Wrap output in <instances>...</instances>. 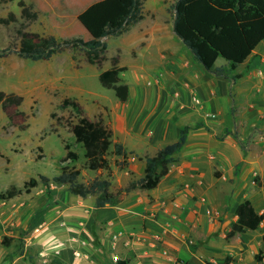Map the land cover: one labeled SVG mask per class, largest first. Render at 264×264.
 I'll use <instances>...</instances> for the list:
<instances>
[{"label": "rangeland", "instance_id": "1", "mask_svg": "<svg viewBox=\"0 0 264 264\" xmlns=\"http://www.w3.org/2000/svg\"><path fill=\"white\" fill-rule=\"evenodd\" d=\"M19 1L30 5L31 11L36 12L37 17L24 19L21 15V8L18 6ZM95 1L0 0V17L6 18L9 13L15 15V21L8 26L0 25V51L10 50L0 57V92L15 93L24 99L19 107L0 108V193L11 186L22 189L24 183L31 178L38 181L37 186L30 189L29 193H24L11 200H0V244L8 241L7 245H9L8 247L3 245L5 249L0 251V255L4 253L3 257L7 256L6 259L10 260L9 262L14 260L17 264H48L51 259L60 256V250L68 247L70 250L66 251L74 256V251L69 244H66L68 247L55 245L52 241L46 245L45 243L27 244L28 238L32 235L38 236L46 227V223L38 222L37 219H42L49 214L51 218L58 219L56 221L58 225L59 223L65 225L64 222H68V220L59 218L65 206L69 204L71 194L66 186L57 185L52 180L61 166L70 165L79 169L78 180L82 183L94 178L109 179L113 185L112 190L121 191V194L128 185L124 187L126 182L137 179L140 174L143 177L144 158L153 157L157 153L153 150L146 155H137L133 152L126 160L128 167L125 169L119 168L123 158L110 155L108 168L100 171L87 170L82 157L83 150L74 141L69 127V123L75 122L79 114L71 106L62 104L65 98L77 101L82 107V114L88 119H102L104 124L111 128L112 121L117 115L126 117L128 114L133 119L140 117H143L142 121L145 119L147 114L143 111L136 113L138 97L144 95L146 101L153 102L157 94L162 92L165 96V106H169V102L175 98L174 94L179 95L180 93L178 90H172L171 85H165L164 73L148 68L151 64L155 68L160 66V69L164 70L165 62L160 59V55H166V52L174 49L179 50L176 48L177 45L181 47L183 54L190 53L172 30L171 6L175 0H145L143 20L130 26L119 36L103 40L107 44V49L104 54L105 59L99 65L90 64L80 48L65 50L48 61L34 62L16 54L20 41L19 31L31 36L53 35L57 39L89 40V34L79 24L76 17ZM137 24L145 28L137 29ZM141 30H146L144 36L148 37L144 38ZM113 64L126 69L120 75L122 81L129 87V98L125 103H120L112 90L103 88L99 83V76L106 74ZM223 64L224 60L219 58L215 66ZM262 68L259 66L257 69L262 70ZM209 95L211 98H216L217 94L209 92ZM194 97L198 98L197 95L192 94L190 105L199 110L200 116L198 117H201L199 118L201 120L189 117L179 124L180 136L175 142H178L184 135L185 143L182 149L174 154V162L169 165V168L180 167L183 161L192 164L189 151L193 149L190 147L203 149L217 147V125L212 126V123L217 121V109L212 110L208 101L200 97L198 98L200 105L196 104L193 101ZM165 106L159 107L162 117L167 114ZM155 111L158 110L155 109ZM196 128H204L208 135L195 136L193 131ZM202 142L206 144L204 147L197 146ZM65 144L70 145L72 150L80 155L78 161L63 162L66 152ZM245 146L246 141L241 143L242 149ZM201 156L203 157L204 153ZM208 156L215 160L212 154ZM208 170L217 173L215 167L214 170ZM41 176L48 179V184L41 180ZM198 176L199 173H195L197 179ZM166 184H160L156 196H152L150 190L136 189V198L124 201L130 207L128 213L130 216L123 221L115 219L111 223L110 218L98 219L95 203L94 223L86 226L85 219L78 220V223L83 221L84 229L90 228L93 232L90 236L93 264H119L120 261L127 264H146L144 260L149 256L141 257L137 253L139 243L155 251L159 250L160 255L168 262L190 264L187 259L177 257L170 261V254L159 249L162 241L160 234L151 232L147 222L159 220V214L155 212L157 202L160 203V210H168V213L175 214L177 213L175 205L177 203L184 205L186 197L198 196L202 204L206 201L204 197H201L203 195L194 183L180 184L172 189H169ZM206 194L217 199V181L210 186ZM118 203L119 197L117 202L110 206H117ZM215 210L217 213V209ZM205 215L209 217L206 212ZM12 233L17 236L16 242L9 238ZM118 233L120 237L115 241L113 237ZM209 238H215L217 241L215 236ZM33 239L34 236L31 241ZM203 244L201 241L190 243L187 241L189 250L194 254ZM213 249L209 248V250ZM143 253H148V251L144 250ZM197 258L196 264H206V261L213 263L211 258L205 255L198 254ZM219 260L217 254V261Z\"/></svg>", "mask_w": 264, "mask_h": 264}, {"label": "crops", "instance_id": "2", "mask_svg": "<svg viewBox=\"0 0 264 264\" xmlns=\"http://www.w3.org/2000/svg\"><path fill=\"white\" fill-rule=\"evenodd\" d=\"M144 17L145 9L143 19ZM136 26L137 29L143 27L138 24ZM144 31L146 30H141L143 36ZM146 37L148 36L145 35L144 38ZM176 48L179 50L174 49L166 52V55H160V59L165 62L164 70L160 69V66L155 68L151 64L148 68L164 73L165 85H171L172 90H178L179 98H173L169 106H165V96L162 92L157 94L153 102L146 101L144 95L138 97L136 113L143 111L147 116L142 121L143 117L133 119L128 114L126 117L117 115L111 126L113 141L121 143L129 152H135L137 155H146L152 150L156 153L165 145L172 144L180 136L179 124L182 121L189 117L201 120L199 119L201 117H198L199 110L190 105V96L195 94L198 98L206 99L212 110L217 109V121L212 123V126L217 125V147L211 149L190 147L193 149L189 151L193 163L183 161L180 167L169 168L167 175L160 180L158 186L150 190L151 195L156 196L158 187L162 183H167L169 189L180 184L194 183L206 203L202 204L199 201L200 197L191 195L184 201L187 208L185 212L177 211L174 214L168 213V210H160V203L157 202L155 212L160 218L157 221L149 220L147 225L151 232L160 234L162 241L159 249L170 254V261L180 258L187 259L190 264H196L199 254L208 256L214 264H223L226 257L231 258V264H264V220L256 230L228 236L232 224L237 221L236 208L242 201L249 200L258 214L264 212V41L235 70L239 75L236 82L208 73L193 59L191 53L183 54L179 45ZM259 66L263 67L262 70L257 69ZM258 71H262L263 75H258ZM209 92L211 94L216 92V98L209 97ZM164 106L167 114L162 117L159 107ZM193 134L202 137L208 135L204 128H196ZM244 141L246 146L242 149L241 143ZM205 145L202 142L197 146ZM202 153H204L203 157ZM210 154L215 160L207 157ZM214 167L217 168V173L209 172L208 169L214 170ZM195 173H199V180L195 177ZM126 174L128 176L127 172ZM140 178H142L141 174L135 180ZM215 181H217V199L206 194ZM127 184L129 182H126L124 187ZM112 188L111 184L110 190L114 192ZM136 189L140 188L123 191L118 196L117 206L106 205L100 209L95 208L98 213L97 218L100 220L110 218L111 223L115 219L119 221L127 219L130 216L128 214L130 207L124 201L136 198ZM70 196L69 204L65 206L59 218L68 222H64L65 225L63 223L58 225L56 223L58 219L51 218L49 214L37 219L38 222L46 223V227L38 236L32 235L33 241H31L32 237L28 238L27 244L45 243L46 245L50 241L65 247L69 244L73 251L81 254L79 258L74 257L72 253L66 251L70 250L67 246L68 248L59 251L60 256L51 259L52 262L48 264H93V249L90 246L92 241L90 236L93 232L90 228L84 229L83 221L78 223V220L85 219L86 226L94 223L95 197ZM206 208L215 212L210 218L205 215ZM28 216L31 217L30 213ZM210 236L217 237V241L215 238L210 239ZM16 237L15 233L9 235V238L15 242ZM187 241L188 243L201 241L204 244L194 254L189 250ZM137 245L139 246L137 253L141 257L149 256L144 260L146 264H173L162 257L159 250L155 251L141 243ZM210 247L214 249L209 250ZM4 249L0 244V251ZM144 250L148 253L144 254ZM256 255L260 256V261L256 259ZM3 256L4 253L0 255V264H17L14 260L9 262L7 256Z\"/></svg>", "mask_w": 264, "mask_h": 264}, {"label": "trees", "instance_id": "3", "mask_svg": "<svg viewBox=\"0 0 264 264\" xmlns=\"http://www.w3.org/2000/svg\"><path fill=\"white\" fill-rule=\"evenodd\" d=\"M21 15L24 19H35L36 12L31 11L30 5L19 1ZM172 27L175 36L184 44L205 71L229 81L236 82L239 75L235 70L242 65L253 51L264 41V0H175L171 6ZM145 0H98L88 5L76 17L79 24L89 34L90 39L80 38L57 39L53 35L31 36L19 31L20 41L16 54L31 61H48L53 56L68 49L80 48L84 51L90 64L99 65L105 59L107 44L103 41L124 33L130 26L143 19ZM15 21V15L9 13L6 18L0 17V25L8 26ZM9 49L0 51V57ZM222 58L225 64L215 66ZM125 67L113 64L99 76L100 85L114 92L120 103L127 102L129 87L121 79ZM23 97L15 93L0 92V108L19 107ZM64 106H71L79 117L70 122V132L74 141L83 150L85 168L89 171H100L108 168L110 155L121 157L120 169L128 166L126 161L129 152L121 143L113 142V132L104 124L102 119L90 120L82 114L81 105L69 98L62 101ZM185 143L184 135L173 144L157 151L153 157H145L143 177L132 180L123 191L135 188L153 190L160 180L167 175L169 165L174 162V154L179 152ZM112 148V149H111ZM65 157L63 162L74 163L80 155L68 144L64 145ZM80 170L70 165H63L52 178L57 185L67 187L71 195L87 198L95 197V208L117 202L120 192H112L109 179L94 178L86 183L79 182ZM48 184V179L41 176ZM38 181L31 178L25 182L22 189L11 186L0 193V200H11L36 187ZM237 221L232 224L228 236L256 230L264 220V212L258 214L249 200L242 201L236 208ZM264 242V237H263ZM8 241L2 242L7 246ZM258 261L261 260L256 255ZM119 264H127L120 261ZM206 264H214L206 261ZM223 264H231V258L226 257Z\"/></svg>", "mask_w": 264, "mask_h": 264}, {"label": "built area", "instance_id": "4", "mask_svg": "<svg viewBox=\"0 0 264 264\" xmlns=\"http://www.w3.org/2000/svg\"><path fill=\"white\" fill-rule=\"evenodd\" d=\"M258 75L262 76V75H263L262 71H258ZM174 96H175V98H177L179 95H178V93H175ZM193 101H194L196 104L200 105V100H199L198 98L194 97V98H193ZM175 206H176L177 211L180 212V213L185 212V210L187 209L185 205H180L179 203H177ZM205 212H206V214H207L209 217L212 216V215L215 213V212L212 211L211 209H207ZM119 236H120L119 233H118L117 235H115V236L113 237L114 240L116 241V240L118 239ZM80 256H81V254H80L78 251H74V257L79 258Z\"/></svg>", "mask_w": 264, "mask_h": 264}, {"label": "water", "instance_id": "5", "mask_svg": "<svg viewBox=\"0 0 264 264\" xmlns=\"http://www.w3.org/2000/svg\"><path fill=\"white\" fill-rule=\"evenodd\" d=\"M173 24H174V19L172 20V27H173Z\"/></svg>", "mask_w": 264, "mask_h": 264}]
</instances>
